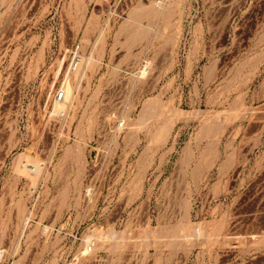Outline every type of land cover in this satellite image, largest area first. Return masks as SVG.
Returning <instances> with one entry per match:
<instances>
[{
	"label": "rangeland",
	"instance_id": "1",
	"mask_svg": "<svg viewBox=\"0 0 264 264\" xmlns=\"http://www.w3.org/2000/svg\"><path fill=\"white\" fill-rule=\"evenodd\" d=\"M252 217L264 0H0V264H210Z\"/></svg>",
	"mask_w": 264,
	"mask_h": 264
},
{
	"label": "crops",
	"instance_id": "2",
	"mask_svg": "<svg viewBox=\"0 0 264 264\" xmlns=\"http://www.w3.org/2000/svg\"><path fill=\"white\" fill-rule=\"evenodd\" d=\"M255 218H251V220L247 223V227H242L241 222H239V226L232 228V233L234 234H260L264 228L260 226H252L253 220ZM191 250L192 252V261L200 262L207 260L210 261V264H264V244L259 246H253V252L250 254H244L242 252V245L240 243L233 244H219V245H204L198 244L194 245ZM195 251V252H194ZM206 251L215 252L209 253L206 255ZM16 252H14V245H11L8 251L7 264H17L16 262ZM6 264V263H4Z\"/></svg>",
	"mask_w": 264,
	"mask_h": 264
},
{
	"label": "built area",
	"instance_id": "3",
	"mask_svg": "<svg viewBox=\"0 0 264 264\" xmlns=\"http://www.w3.org/2000/svg\"><path fill=\"white\" fill-rule=\"evenodd\" d=\"M77 63H78V55H77V50H75L72 55L70 65L68 69L66 70L65 74H68L71 67H75ZM51 95H52L51 101L53 103H52V109L49 111V114L54 115L58 122V125H62V127L65 129L68 123V118H69L68 111H67V105H68L69 100L67 97V88L65 86V80H63L54 90L51 88L48 91L46 98L44 99V101L41 102L43 107L48 105ZM56 104H60V107L55 110ZM56 140H57L56 143L59 144L61 141V138H57ZM28 165H29V168L35 169L33 164L29 163ZM89 248H91V246H89Z\"/></svg>",
	"mask_w": 264,
	"mask_h": 264
},
{
	"label": "bare ground",
	"instance_id": "4",
	"mask_svg": "<svg viewBox=\"0 0 264 264\" xmlns=\"http://www.w3.org/2000/svg\"><path fill=\"white\" fill-rule=\"evenodd\" d=\"M57 106H58V104H57ZM143 120H144V118H143ZM33 164V163H32ZM36 165V164H35ZM30 169V168H29ZM33 170V169H32ZM1 255V254H0Z\"/></svg>",
	"mask_w": 264,
	"mask_h": 264
}]
</instances>
